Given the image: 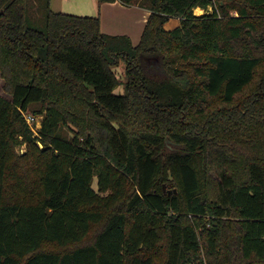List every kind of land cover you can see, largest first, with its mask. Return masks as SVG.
<instances>
[{"label": "trees", "instance_id": "obj_1", "mask_svg": "<svg viewBox=\"0 0 264 264\" xmlns=\"http://www.w3.org/2000/svg\"><path fill=\"white\" fill-rule=\"evenodd\" d=\"M141 1L135 46L0 0V264H264V0Z\"/></svg>", "mask_w": 264, "mask_h": 264}, {"label": "rangeland", "instance_id": "obj_2", "mask_svg": "<svg viewBox=\"0 0 264 264\" xmlns=\"http://www.w3.org/2000/svg\"><path fill=\"white\" fill-rule=\"evenodd\" d=\"M47 2H50V8L53 11H62L69 14L79 15V16H96L98 15V9L95 6L93 0H29V8H28V25L31 28L38 29L44 31L46 29V22H45V6ZM136 5L142 7V1L138 0L135 2ZM144 8V7H143ZM209 12H204V10L196 9V15H202L205 13H212V8L208 9ZM100 17V16H99ZM142 21L137 20L136 25L133 27H141ZM105 24H107L106 19V12H105ZM176 24H180V19L178 18H171L169 22L165 25V29L168 30L169 28L173 27ZM142 29V27H141ZM137 41V39H136ZM117 77L121 81V85L116 89L115 93L117 94H124L125 93V86L124 83L126 81V65L125 63H121L120 66L114 69ZM4 81L0 73V95L9 98L10 97L4 92L3 89ZM28 114L34 115L32 111H28ZM38 121L36 122L35 126L33 127L34 131L38 134V131L41 129V122L43 116H37ZM37 145L40 149H43V143L38 141ZM172 147V144H169V148ZM28 151V147L26 144L22 145L21 147H17L15 152L17 154H25ZM96 179V178H95ZM95 188L97 189V183L95 180L94 184ZM162 189L166 194H169L172 191V188L168 187L166 184L162 185ZM172 194V193H171ZM170 195V194H169ZM93 240V235H91L87 242H91Z\"/></svg>", "mask_w": 264, "mask_h": 264}, {"label": "crops", "instance_id": "obj_3", "mask_svg": "<svg viewBox=\"0 0 264 264\" xmlns=\"http://www.w3.org/2000/svg\"><path fill=\"white\" fill-rule=\"evenodd\" d=\"M93 1L95 3L96 8L98 9V15L89 16V17L100 16L101 30L103 33L108 35H127L131 38V41L135 46L138 45V43L141 40L146 23L151 14V12L148 9L140 7L139 6L140 4L136 5L135 3L130 6H127L118 0L112 3H102V4L99 3V0H93ZM54 12H58V11H54ZM105 12H106L107 24H105ZM137 20L142 21L141 23L142 29L141 27H136V28L133 27L136 25ZM179 25L176 24L173 27L169 28L168 30H173L177 28Z\"/></svg>", "mask_w": 264, "mask_h": 264}, {"label": "built area", "instance_id": "obj_4", "mask_svg": "<svg viewBox=\"0 0 264 264\" xmlns=\"http://www.w3.org/2000/svg\"><path fill=\"white\" fill-rule=\"evenodd\" d=\"M23 115H24V118H25L26 122H27L28 125L31 127V129L33 130V132H34L35 134H37V133L34 131V129H33V127L35 126L36 122L38 121L37 117L34 116V115H31V114H28V113H23Z\"/></svg>", "mask_w": 264, "mask_h": 264}, {"label": "water", "instance_id": "obj_5", "mask_svg": "<svg viewBox=\"0 0 264 264\" xmlns=\"http://www.w3.org/2000/svg\"><path fill=\"white\" fill-rule=\"evenodd\" d=\"M176 192H177V191H176V190H174V193H176ZM171 193H173V191H170V193H169V194L171 195Z\"/></svg>", "mask_w": 264, "mask_h": 264}]
</instances>
